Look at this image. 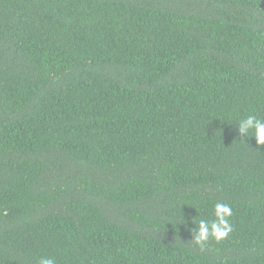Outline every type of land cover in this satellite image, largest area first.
<instances>
[{"label": "trees", "instance_id": "obj_1", "mask_svg": "<svg viewBox=\"0 0 264 264\" xmlns=\"http://www.w3.org/2000/svg\"><path fill=\"white\" fill-rule=\"evenodd\" d=\"M249 115L264 0H0V264H264Z\"/></svg>", "mask_w": 264, "mask_h": 264}, {"label": "clouds", "instance_id": "obj_2", "mask_svg": "<svg viewBox=\"0 0 264 264\" xmlns=\"http://www.w3.org/2000/svg\"><path fill=\"white\" fill-rule=\"evenodd\" d=\"M238 126V132L243 138L254 137L258 145H264V119L255 115H249L246 119L241 120ZM250 130H254V132H250ZM242 140L246 142L245 139ZM214 208L215 220L211 223L206 220H200L199 224H196L194 230L189 229L194 233L193 239L195 243L201 247H203L204 242H206L209 237L221 240L226 238L232 231L230 223V217L232 216L231 206L224 202H217ZM39 264H56V261L52 257H42Z\"/></svg>", "mask_w": 264, "mask_h": 264}]
</instances>
